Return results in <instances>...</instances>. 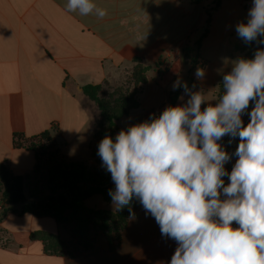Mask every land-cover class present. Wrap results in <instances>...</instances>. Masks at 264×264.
<instances>
[{"label":"crops","instance_id":"crops-1","mask_svg":"<svg viewBox=\"0 0 264 264\" xmlns=\"http://www.w3.org/2000/svg\"><path fill=\"white\" fill-rule=\"evenodd\" d=\"M210 1L195 5L190 0H93L107 10L99 18L68 11V0H0V164L13 175H31L37 159L28 145L48 131L67 163L95 171L102 115L83 92L87 84L101 86V97L122 86L134 95L139 107L117 121L118 133L149 120L148 110L168 107L178 78L192 92L206 95L201 107L217 103L224 75L240 58H233L231 50L238 38L236 25L247 22L253 0H223L212 15L208 35L194 51L195 26L205 24ZM185 49L203 62V78L194 80L196 68L191 69ZM136 59L150 68L145 84L135 82ZM188 98L181 91L176 105ZM254 106L251 101L242 113L243 122ZM227 136L219 141L224 150ZM228 163L224 167L230 174ZM223 179L230 181L227 175ZM93 197L96 200L89 205ZM85 203L89 208L116 210L100 194ZM48 219L54 218L11 207L0 222V264H170L177 247L176 241L162 236L144 208L120 233L114 249L105 234L93 231L92 249L73 254L55 219L53 229L43 227ZM233 227L238 225L234 222ZM52 235L62 242L59 253ZM32 247L35 258L30 257Z\"/></svg>","mask_w":264,"mask_h":264},{"label":"clouds","instance_id":"clouds-1","mask_svg":"<svg viewBox=\"0 0 264 264\" xmlns=\"http://www.w3.org/2000/svg\"><path fill=\"white\" fill-rule=\"evenodd\" d=\"M67 10L107 15L93 0H68ZM247 15L237 35L246 44H264L258 40L264 37V0H253ZM195 74L203 78L204 71ZM180 87L189 97L185 104L99 142L97 155L115 185L112 203L120 210L139 199L162 236L177 242L170 264H264V49L234 62L214 105L202 109L206 95L178 78L173 90ZM251 101L245 126L241 117ZM225 135L239 137L230 174L224 166L231 156L219 143Z\"/></svg>","mask_w":264,"mask_h":264},{"label":"trees","instance_id":"trees-1","mask_svg":"<svg viewBox=\"0 0 264 264\" xmlns=\"http://www.w3.org/2000/svg\"><path fill=\"white\" fill-rule=\"evenodd\" d=\"M191 3L197 5L202 4L206 0H190ZM223 0H211L210 5L207 4L205 7L206 20L204 32L201 37L196 42V47L199 48L202 40L209 33V26L212 22V15L215 11L219 9ZM209 5V6H208ZM237 40L234 43V49L236 52H241L240 58L251 59L254 58L255 52L259 47H264V44L258 43V41H253L251 43H245L238 35ZM259 39H264L258 38ZM185 56L190 59L191 69H194L198 60L200 59L198 55L191 56L190 50H183ZM136 69L134 73V79L137 85L147 83V73L149 72V66L144 65L141 59L135 60ZM158 67L160 63L156 64ZM222 89V85L219 86ZM181 91H184L183 87H180L170 94L169 106H175ZM84 94L94 101L102 115V120L100 125H104V128L100 130V140L105 136H111L115 139L118 133L117 121H119L123 116L127 115L131 110L139 107V104L134 99V95H130L129 102L125 105L115 106L112 110H107L103 98L100 95L101 86L87 84L83 86ZM204 107H202L203 109ZM250 119L247 121V123ZM247 125V124H246ZM19 138V136H16ZM39 141L46 140L45 144H30L28 149L36 153L37 165L34 172L26 177L13 175L8 171V169L0 164V182L3 186L1 193L0 204H3L2 210H0V222L3 217L11 210L14 205H21L22 213H31L35 216H50L55 219L58 224L64 226L70 234L69 249L70 254L77 252H89L93 243L91 242L90 235L88 236L87 227L80 226L79 220L89 216L90 227L94 229L95 233H103L109 239V245L111 249H114L120 243V233L125 229L128 221L131 219H136L139 217L140 210L143 208L139 199L135 196L131 200L130 204L124 206L120 210L108 211L97 208H89L85 205V201L93 195L100 194L104 197L107 203L112 201L109 196V190H114L115 185L111 179V174L108 173L103 167L101 158V167L105 171L102 176H94L95 171L87 170L80 164L77 165V170L72 175L70 181L63 180V182L56 183V187H49V194L42 196L34 201H28L25 193V183L29 177L33 174L36 175L40 173L43 168L40 164L42 161V156L50 150V146H55L54 141L49 135V132H43L38 138ZM226 140V139H225ZM95 144L96 149H98V144ZM17 146H21L19 140L16 141ZM58 150L49 152L48 154V165L59 163V172H62L63 168H66V164L63 160L58 157ZM50 164V165H49ZM98 173V172H97ZM64 179L65 174L62 172ZM223 199V198H222ZM134 213V217L130 215V210ZM78 213L80 219H75L74 215ZM70 216H73L70 218ZM70 222V223H67ZM91 228V229H92ZM53 239L52 244L55 246L56 251L59 253L61 250L60 244L62 243L58 236H51Z\"/></svg>","mask_w":264,"mask_h":264},{"label":"rangeland","instance_id":"rangeland-1","mask_svg":"<svg viewBox=\"0 0 264 264\" xmlns=\"http://www.w3.org/2000/svg\"><path fill=\"white\" fill-rule=\"evenodd\" d=\"M209 5H210V3H209ZM247 19L248 18H246V20ZM205 27H206L205 24L201 25L199 28H197L195 26L194 38L191 42L193 44L192 49L194 51H197L196 42L201 37L202 33L204 32ZM222 49H225L224 45H223ZM259 49H264V47H259ZM231 50H232V57L235 59H237L238 55L239 56L242 55L241 52H236L234 47L231 48ZM223 51L224 52L222 54V58L224 60L226 58L227 52L225 50H223ZM209 52H211V51L209 50ZM161 70H162V72H164L162 65H161ZM132 77L133 76L131 75L130 79H133ZM129 97H130V93H128V91H126V86L115 88L113 91L106 90L102 95V98H103V101L105 103V107L107 108V110H112L113 107L118 106V105L121 106L122 104L123 105L127 104V102H129V100H131V98H129ZM249 119H250V117L244 122L245 126H246L247 121ZM100 124H101L100 122L97 124V130L99 132H100V130H102L104 128V125L102 126ZM230 139H231V143H229ZM34 141H36V140L33 139L31 142H34ZM225 141L227 143V149L225 151H227L231 156V159L228 161L229 162L228 163V167H229L228 170L231 172V170L235 164V161L238 159V157L235 156L234 153H235V151L238 147V144H239V137L237 136L236 138H231L229 135L226 137ZM54 150H57V147L56 146H52V147L50 146L49 152H52ZM58 157L60 160H63L65 165L69 164V163H67V161H65V159L63 158V155L61 153H58ZM47 159H48V157L46 159L43 157L42 161H40V164H41L43 170L36 175L33 174L31 177L28 178V180L25 183V186H26L25 187V193H26L28 201H34L35 199H38L42 196L48 195L49 194V190H48L49 187H52V188L56 187L55 184L59 183L60 181L63 182V180H66L67 182L70 181L72 179V175H74V173L77 170L76 164L72 163V164L66 165L65 166L66 168H63V170H62V172H64L65 178H66V179H64L62 172L58 171L59 167H60L59 163L51 164V165L49 164L50 166H47L48 165ZM99 160H100V158H99ZM95 170H96L95 171L96 175H94V176H102L105 173V171H103V169L101 167L100 161H98V167ZM228 183H230V181ZM228 183L225 181V185H227ZM2 190H3V186L0 182V199L2 196L1 195ZM95 200H96L95 197L89 199L88 204L89 205L93 204V202H95ZM85 205H86V203H85ZM21 208H22L21 205L12 206V209L17 210V211L21 210ZM72 217L73 216H70V218H72ZM74 218L80 219V216L78 215V213H76L74 215ZM131 220H133V219H131ZM79 221L80 222H78V223L80 224V226H84V227L89 228L88 232L85 233L89 236L94 230L92 228V226L90 227L91 223L89 221V216H86V217L80 219ZM129 221H128V223H129ZM67 223H70V222H67ZM53 224H54V219H48L46 222L42 223L43 227H46L49 229H53ZM57 226H58V231H59L61 237L64 240H70L71 237H70L68 230L64 226H62L61 224H57ZM29 253H30L31 258H35V254L37 252H36V249L34 247H32L30 249ZM28 262L32 263L31 260H28ZM23 263H26V262H23Z\"/></svg>","mask_w":264,"mask_h":264},{"label":"built area","instance_id":"built-area-1","mask_svg":"<svg viewBox=\"0 0 264 264\" xmlns=\"http://www.w3.org/2000/svg\"><path fill=\"white\" fill-rule=\"evenodd\" d=\"M203 66H204V64H203V62L201 61V60H198V62H197V64H196V70L199 68V69H202L203 68ZM196 70H195V72L193 73V78H194V80H198V78L196 77ZM165 109V107L164 106H160V107H158V108H155V109H151V110H148L147 111V116L150 118L153 114L154 115H156V116H158V115H160L162 112H163V110ZM31 143H36V144H45L46 143V140H42V141H39L38 139L36 140V141H34V142H31ZM48 154H49V150H47V153L43 156L45 159L48 157ZM43 157H41L42 159H43ZM2 208H3V204L1 203L0 204V210H2Z\"/></svg>","mask_w":264,"mask_h":264}]
</instances>
